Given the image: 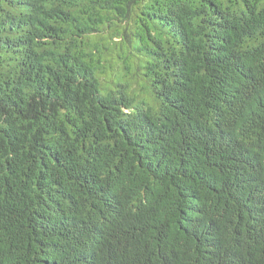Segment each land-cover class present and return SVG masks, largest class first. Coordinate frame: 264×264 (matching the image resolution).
<instances>
[{
    "label": "trees",
    "instance_id": "trees-1",
    "mask_svg": "<svg viewBox=\"0 0 264 264\" xmlns=\"http://www.w3.org/2000/svg\"><path fill=\"white\" fill-rule=\"evenodd\" d=\"M0 264H264V0H0Z\"/></svg>",
    "mask_w": 264,
    "mask_h": 264
}]
</instances>
